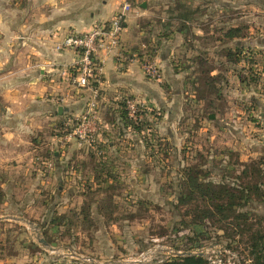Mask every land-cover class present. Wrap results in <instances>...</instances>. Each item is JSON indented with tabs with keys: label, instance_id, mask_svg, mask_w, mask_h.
Listing matches in <instances>:
<instances>
[{
	"label": "rangeland",
	"instance_id": "rangeland-1",
	"mask_svg": "<svg viewBox=\"0 0 264 264\" xmlns=\"http://www.w3.org/2000/svg\"><path fill=\"white\" fill-rule=\"evenodd\" d=\"M144 1L154 5L151 22L141 21L144 32L132 42V58L155 92L124 85L101 101V89L94 97L90 90L81 112L59 114L56 108L44 123L20 128L26 170L16 169L14 161L0 165V258L6 264L19 258L25 264H133L151 236L178 252L201 250L203 258L221 245L241 264H253L246 232L234 234L225 222L208 219L192 224L178 199L187 166L202 180L232 184L242 162L264 164V0ZM51 7L39 0H0V23H30ZM181 23L186 27L179 31ZM230 28L237 29L233 38L225 36ZM169 40L176 48L164 70L163 51L157 50ZM227 49L239 61L227 62ZM146 61L157 75L144 72ZM211 67V75L220 77L210 87ZM93 99L92 132L73 131ZM17 109L23 112L16 122L40 116L37 108ZM3 114L4 107L0 126ZM56 162L58 181L50 186ZM236 212L247 213L252 230L264 231V199Z\"/></svg>",
	"mask_w": 264,
	"mask_h": 264
},
{
	"label": "crops",
	"instance_id": "crops-1",
	"mask_svg": "<svg viewBox=\"0 0 264 264\" xmlns=\"http://www.w3.org/2000/svg\"><path fill=\"white\" fill-rule=\"evenodd\" d=\"M125 1L129 2L130 9L121 33V45L116 53L104 52L101 55L102 77L98 89H101V101H108L107 98L124 85L131 91L133 86L135 90L155 92V88L144 79L138 60L132 58L135 54L132 50L133 40L144 32L141 21L151 22L150 15L154 5L149 6L143 0H64L62 4L55 0H39L40 6L48 3V6L53 7L46 12L39 11L33 22L21 24L17 22L13 25L10 20L2 19L0 97L4 107L3 120L6 123L0 126V141L4 144L2 151L0 150V165L14 161L16 169L26 170L21 160L29 155L18 146L20 144L17 135L22 132L20 128L30 129L36 122L44 123L43 117L50 116L51 111L59 106L72 113L81 112L92 85L86 87L74 85L70 64L75 53L69 49L55 51L53 43L70 32L80 33L89 30L98 20L110 19ZM143 3L146 7L141 6ZM16 34L19 37L17 40L14 38ZM175 35L178 37L180 34L178 32ZM171 42L169 40L161 44L157 50L159 53L163 51L159 55V61L164 70L169 69V56L176 48L174 45L171 46L174 41ZM22 107L37 108L40 116L35 117V121L30 117L31 121L16 122V117L23 112L17 108ZM58 164L56 162L55 169L53 168L54 180L48 179L50 186L57 185ZM126 167L132 170V164L129 163ZM10 185H13L12 182L8 183V186ZM28 198L29 195L25 200L28 201ZM8 262H10L8 259L0 258V264ZM12 264H25V259L19 258Z\"/></svg>",
	"mask_w": 264,
	"mask_h": 264
},
{
	"label": "trees",
	"instance_id": "trees-1",
	"mask_svg": "<svg viewBox=\"0 0 264 264\" xmlns=\"http://www.w3.org/2000/svg\"><path fill=\"white\" fill-rule=\"evenodd\" d=\"M184 15L183 12L180 16ZM185 24L181 23L178 30H183ZM236 28H230L225 33L226 37L233 38L237 35ZM238 53L227 49L224 53L225 60L229 63L239 61ZM215 67L209 68L207 79L210 87L217 82L220 74H213ZM213 83V84H212ZM92 87L98 89L97 82H92ZM99 90V89H98ZM240 174L235 176V181L230 184L228 180L215 182L202 180L199 171L192 165L182 169L180 179L181 192L178 203L184 206V215L190 217L192 224L202 223L205 219L215 222H225L234 234L247 233V240L250 243L249 253L253 264H264V231L252 230L253 224L249 222L247 213L236 212V207L248 202H260L264 199V190L260 186L264 182V164L257 161L249 163L242 162ZM263 174V175H262ZM4 192L0 187V202ZM201 203H200V202ZM163 264H206L202 256L176 257Z\"/></svg>",
	"mask_w": 264,
	"mask_h": 264
},
{
	"label": "built area",
	"instance_id": "built-area-1",
	"mask_svg": "<svg viewBox=\"0 0 264 264\" xmlns=\"http://www.w3.org/2000/svg\"><path fill=\"white\" fill-rule=\"evenodd\" d=\"M130 9L128 1L123 2L113 16L108 20L96 21L89 30L80 33H69L54 41L55 51L65 49L75 53L70 64L72 80L79 87L91 86L92 82H99L102 74V54L104 52L116 53L121 45V33L124 29L126 15ZM144 72L148 76H155L158 71L152 63L144 62ZM93 97L97 96V89L90 87ZM95 100L88 103L89 110L80 116V122L74 130L79 134L92 132L88 130V124L94 120L90 110L95 107ZM127 107L132 111L133 104L126 100ZM91 134V133H90ZM83 136V135H82ZM148 246L133 258V264H163L175 257L174 248L163 244L162 237L151 236ZM216 253L206 259L207 264H241L236 254L229 248L215 245ZM233 258V259H232Z\"/></svg>",
	"mask_w": 264,
	"mask_h": 264
},
{
	"label": "water",
	"instance_id": "water-1",
	"mask_svg": "<svg viewBox=\"0 0 264 264\" xmlns=\"http://www.w3.org/2000/svg\"><path fill=\"white\" fill-rule=\"evenodd\" d=\"M142 7H145V3L142 4ZM2 111H3V107L0 104V116L2 114ZM61 112H62V108L59 106L58 107V113L61 114ZM211 117H213V116H211ZM8 217L9 216H4L2 218H8ZM12 218H14V217H12ZM38 242H40L43 246L50 247L48 245V243L44 239H42V238H38ZM202 254L203 253H202L201 250H199V251H193V252L192 251H186V252H178V251H176L175 252V256H178V257H185V256H192V255L202 256ZM91 261H92V263H95V264H103V263L95 262L94 260H91Z\"/></svg>",
	"mask_w": 264,
	"mask_h": 264
}]
</instances>
